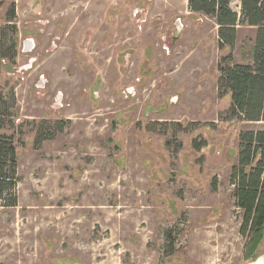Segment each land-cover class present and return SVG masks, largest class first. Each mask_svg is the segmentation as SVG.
Instances as JSON below:
<instances>
[{"label":"rangeland","instance_id":"obj_1","mask_svg":"<svg viewBox=\"0 0 264 264\" xmlns=\"http://www.w3.org/2000/svg\"><path fill=\"white\" fill-rule=\"evenodd\" d=\"M12 2L0 135L17 147L18 206L0 208V264L251 262L230 175L240 133L264 122L228 118L218 63L253 64L256 30L220 51L188 0H0V27ZM42 121L69 123L36 149Z\"/></svg>","mask_w":264,"mask_h":264},{"label":"trees","instance_id":"obj_2","mask_svg":"<svg viewBox=\"0 0 264 264\" xmlns=\"http://www.w3.org/2000/svg\"><path fill=\"white\" fill-rule=\"evenodd\" d=\"M236 5V7H234ZM189 11L213 19L218 27L220 51L235 48L239 27L256 30L253 64L234 63L232 52L218 63L219 95H230L229 119L249 123L264 122V0H188ZM16 4L12 2L0 27V65L14 62L17 56L18 28ZM4 102L0 98V103ZM0 112V130L9 125ZM69 122L42 121L38 125L35 148L62 133ZM19 158L14 138L0 135V208L18 206L17 187ZM231 185L234 187L236 207L243 212L241 234L249 238L246 260H255L264 239V130L244 131L239 136L238 161L232 167Z\"/></svg>","mask_w":264,"mask_h":264},{"label":"water","instance_id":"obj_3","mask_svg":"<svg viewBox=\"0 0 264 264\" xmlns=\"http://www.w3.org/2000/svg\"><path fill=\"white\" fill-rule=\"evenodd\" d=\"M29 44L30 42H27V47L29 46ZM248 264H264V255L257 257L255 260L249 262Z\"/></svg>","mask_w":264,"mask_h":264},{"label":"flooded vegetation","instance_id":"obj_4","mask_svg":"<svg viewBox=\"0 0 264 264\" xmlns=\"http://www.w3.org/2000/svg\"><path fill=\"white\" fill-rule=\"evenodd\" d=\"M174 37L176 38V36H174ZM28 47H29V48H28L29 50H31V49H32V45H30V44H29V46H28Z\"/></svg>","mask_w":264,"mask_h":264},{"label":"built area","instance_id":"obj_5","mask_svg":"<svg viewBox=\"0 0 264 264\" xmlns=\"http://www.w3.org/2000/svg\"><path fill=\"white\" fill-rule=\"evenodd\" d=\"M27 42H30V45H32V43H31V41L29 40V41H27ZM27 44V43H26ZM27 46V45H26ZM28 48V47H27ZM29 50V49H28Z\"/></svg>","mask_w":264,"mask_h":264},{"label":"bare ground","instance_id":"obj_6","mask_svg":"<svg viewBox=\"0 0 264 264\" xmlns=\"http://www.w3.org/2000/svg\"><path fill=\"white\" fill-rule=\"evenodd\" d=\"M32 42V41H31Z\"/></svg>","mask_w":264,"mask_h":264}]
</instances>
